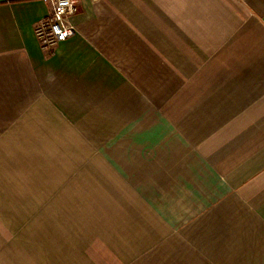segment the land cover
Wrapping results in <instances>:
<instances>
[{
    "label": "crops",
    "instance_id": "obj_1",
    "mask_svg": "<svg viewBox=\"0 0 264 264\" xmlns=\"http://www.w3.org/2000/svg\"><path fill=\"white\" fill-rule=\"evenodd\" d=\"M0 0V264H264V0Z\"/></svg>",
    "mask_w": 264,
    "mask_h": 264
},
{
    "label": "built area",
    "instance_id": "obj_2",
    "mask_svg": "<svg viewBox=\"0 0 264 264\" xmlns=\"http://www.w3.org/2000/svg\"><path fill=\"white\" fill-rule=\"evenodd\" d=\"M49 16L39 22L35 33L42 48L53 49L60 42L67 40L75 32L68 17L77 9L78 0H51Z\"/></svg>",
    "mask_w": 264,
    "mask_h": 264
}]
</instances>
